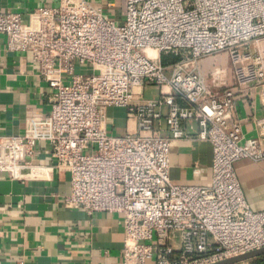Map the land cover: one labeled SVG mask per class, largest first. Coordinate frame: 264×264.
<instances>
[{
  "label": "built area",
  "instance_id": "built-area-1",
  "mask_svg": "<svg viewBox=\"0 0 264 264\" xmlns=\"http://www.w3.org/2000/svg\"><path fill=\"white\" fill-rule=\"evenodd\" d=\"M35 16L32 27L0 12V34L29 54L53 99L22 135H0V174L45 178L32 161L46 142L52 169L69 174L66 209L121 215L122 264H215L264 248V210L250 209L234 169L264 160V0H125L120 22L87 0H58ZM219 54L228 73L204 71ZM146 87L157 92L145 98ZM235 90L257 101L251 138ZM109 108L133 129L114 134ZM181 140L210 145L207 184L171 182Z\"/></svg>",
  "mask_w": 264,
  "mask_h": 264
},
{
  "label": "crops",
  "instance_id": "crops-1",
  "mask_svg": "<svg viewBox=\"0 0 264 264\" xmlns=\"http://www.w3.org/2000/svg\"><path fill=\"white\" fill-rule=\"evenodd\" d=\"M102 14L121 21L125 0H87ZM58 0H0V12L17 13L32 27L35 11L54 7ZM7 38L0 34V135H22L31 118L48 115L53 91L40 81L28 53L11 51ZM227 57L219 54L202 62V69H227ZM237 116L245 138L254 136L250 116L257 101L235 90ZM107 118L113 133L124 134L125 112ZM186 128L196 134L193 123ZM32 165L43 168L45 178L13 181L0 174V264H122V217L115 213L87 215L82 210L66 209L64 198L70 192L66 170L52 169L50 148L45 142L35 147ZM211 147L206 142L176 141L170 150L169 177L178 185H205L211 177ZM246 203L254 212L264 210V160H243L234 165ZM28 171L25 170L24 173Z\"/></svg>",
  "mask_w": 264,
  "mask_h": 264
},
{
  "label": "water",
  "instance_id": "water-1",
  "mask_svg": "<svg viewBox=\"0 0 264 264\" xmlns=\"http://www.w3.org/2000/svg\"><path fill=\"white\" fill-rule=\"evenodd\" d=\"M263 257H264V248L255 250V251L243 254V255H239L236 257H232V258L226 259L224 261H221L215 264H241V263H245V262L263 258Z\"/></svg>",
  "mask_w": 264,
  "mask_h": 264
},
{
  "label": "rangeland",
  "instance_id": "rangeland-1",
  "mask_svg": "<svg viewBox=\"0 0 264 264\" xmlns=\"http://www.w3.org/2000/svg\"><path fill=\"white\" fill-rule=\"evenodd\" d=\"M144 92H145V94H144L145 98H149V97H152L153 95H155V93L157 92V89L155 87H153V88L146 87L144 89ZM114 111H115V109H113V108L108 109L109 117H114V118H117L118 116L121 117V114L118 113V111H116V113ZM241 264H264V257H263V261H261V262H255V260H252V261H248V262L241 263Z\"/></svg>",
  "mask_w": 264,
  "mask_h": 264
},
{
  "label": "trees",
  "instance_id": "trees-1",
  "mask_svg": "<svg viewBox=\"0 0 264 264\" xmlns=\"http://www.w3.org/2000/svg\"><path fill=\"white\" fill-rule=\"evenodd\" d=\"M263 261V258L255 259V262H261Z\"/></svg>",
  "mask_w": 264,
  "mask_h": 264
},
{
  "label": "bare ground",
  "instance_id": "bare-ground-1",
  "mask_svg": "<svg viewBox=\"0 0 264 264\" xmlns=\"http://www.w3.org/2000/svg\"><path fill=\"white\" fill-rule=\"evenodd\" d=\"M149 55H154V53L152 51H148Z\"/></svg>",
  "mask_w": 264,
  "mask_h": 264
}]
</instances>
